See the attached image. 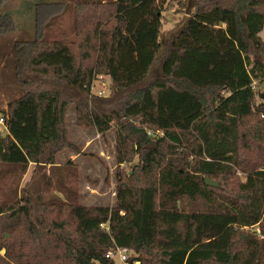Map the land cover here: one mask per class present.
<instances>
[{
  "label": "trees",
  "instance_id": "16d2710c",
  "mask_svg": "<svg viewBox=\"0 0 264 264\" xmlns=\"http://www.w3.org/2000/svg\"><path fill=\"white\" fill-rule=\"evenodd\" d=\"M9 1L0 36L13 38L4 57L16 92L0 109V168L15 169L17 189L29 165L51 170L77 151L65 127L73 105L79 126L116 128L130 170L111 207L63 191L45 200L36 182L0 200V264H113L116 249L126 264H264V0H194L164 43L172 0H71L69 42L44 34L65 2L39 5L36 33L18 34ZM102 78L98 97L90 86Z\"/></svg>",
  "mask_w": 264,
  "mask_h": 264
},
{
  "label": "rangeland",
  "instance_id": "374dc122",
  "mask_svg": "<svg viewBox=\"0 0 264 264\" xmlns=\"http://www.w3.org/2000/svg\"><path fill=\"white\" fill-rule=\"evenodd\" d=\"M45 1L48 3H66L65 9H62L63 12L55 13V16L44 27L46 38L48 40L71 41L73 39L72 30L74 25L72 7L70 6L71 0H10L2 10L3 13L12 16L14 28L18 34L24 32L35 34L36 24L34 20L31 19L24 26L17 14L21 9H28L32 12L37 3L40 5ZM179 2H185L186 7L184 9L181 8ZM196 8L194 0L168 1L163 12L161 43L167 42L176 29L179 26L181 27L194 13ZM260 36L264 38V30H262ZM12 41L13 38L9 35L0 36V52H2L0 54V70L3 72L0 75V109L2 110L6 109L8 101L15 97L16 92L12 83V74L8 68V58L4 57L5 52L10 50ZM100 81L108 85V81L105 78ZM93 84L98 86L97 82ZM258 93H264V82L258 85ZM104 94L107 95L106 92ZM65 127L67 140L76 147L77 151L67 149L57 154L55 165L51 170L48 167L43 170H34V166L29 165L25 173L19 178L17 189L14 187V182L17 178L15 169L0 168L1 173L11 172L5 178V185L0 188V200L6 201L7 198L10 199V195L14 191L17 194H20L23 190L32 192L33 184L36 182L38 183L36 189L45 200H50V197L56 198L57 196L62 198L60 192L63 191V193H74L78 202L86 206L111 207L114 204L116 182L124 174V171L130 170V166L117 161V157L121 152L118 150L116 128L112 127L104 135H101L95 129L79 126L76 123L73 105L67 107ZM0 132L3 134V127H0ZM236 176L240 181L244 180V176L240 172H237ZM47 181L52 184L50 188L45 185ZM245 230H250L256 234L259 232L257 228H245ZM0 254L4 255V251L2 250ZM127 257L130 258L131 254L127 253ZM112 261L113 264H121L118 253L112 256Z\"/></svg>",
  "mask_w": 264,
  "mask_h": 264
},
{
  "label": "built area",
  "instance_id": "2783aa9c",
  "mask_svg": "<svg viewBox=\"0 0 264 264\" xmlns=\"http://www.w3.org/2000/svg\"><path fill=\"white\" fill-rule=\"evenodd\" d=\"M97 84H98V86L94 85L93 83L91 84V86H90L91 93L97 95L98 97L106 96V94H104V92L107 91L106 89H107L108 85L105 82H103V81L102 82L98 81ZM251 90L252 91H256L255 83H253L251 85ZM0 127H3V120H2L1 117H0ZM116 253L119 254L120 263L121 264H126L125 262H127V258L128 257H127V252L125 250L116 249L114 253L113 252H108L106 254L105 258L108 259V260H112V256L115 255Z\"/></svg>",
  "mask_w": 264,
  "mask_h": 264
},
{
  "label": "crops",
  "instance_id": "0c3cea01",
  "mask_svg": "<svg viewBox=\"0 0 264 264\" xmlns=\"http://www.w3.org/2000/svg\"><path fill=\"white\" fill-rule=\"evenodd\" d=\"M55 3H59V2H53L52 4H55ZM61 3V2H60ZM64 3V2H63ZM35 6H38V3H37V5H35ZM33 13L31 12V11H29L28 9H21L19 12H18V14H17V16L21 19V22L23 23V25L24 26H26L28 23H29V21L31 20V19H33ZM11 18H12V16H11ZM14 19V18H13ZM15 21V20H14ZM163 29V28H162Z\"/></svg>",
  "mask_w": 264,
  "mask_h": 264
},
{
  "label": "water",
  "instance_id": "95a60500",
  "mask_svg": "<svg viewBox=\"0 0 264 264\" xmlns=\"http://www.w3.org/2000/svg\"><path fill=\"white\" fill-rule=\"evenodd\" d=\"M34 12H35V8L32 9V13H33L32 16H33V20L35 22V13ZM261 99L264 100V94L261 95ZM204 181H205V185L208 187H212V188L218 187V184L216 182L212 181L211 179H209L207 177L204 179Z\"/></svg>",
  "mask_w": 264,
  "mask_h": 264
},
{
  "label": "flooded vegetation",
  "instance_id": "af4514ba",
  "mask_svg": "<svg viewBox=\"0 0 264 264\" xmlns=\"http://www.w3.org/2000/svg\"><path fill=\"white\" fill-rule=\"evenodd\" d=\"M60 3V2H59ZM49 4H52V3H48L47 1H45V2H42L40 5H49ZM37 5V4H36ZM39 6V5H38ZM38 6H35L34 8H35V24H36V21H37V7ZM7 14V13H6ZM9 17H11V15H9V14H7Z\"/></svg>",
  "mask_w": 264,
  "mask_h": 264
}]
</instances>
